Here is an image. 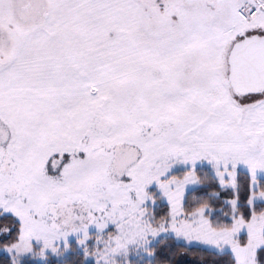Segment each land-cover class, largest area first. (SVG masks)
<instances>
[{
  "label": "snow or ice",
  "instance_id": "snow-or-ice-1",
  "mask_svg": "<svg viewBox=\"0 0 264 264\" xmlns=\"http://www.w3.org/2000/svg\"><path fill=\"white\" fill-rule=\"evenodd\" d=\"M0 264H264V0H0Z\"/></svg>",
  "mask_w": 264,
  "mask_h": 264
},
{
  "label": "trees",
  "instance_id": "trees-1",
  "mask_svg": "<svg viewBox=\"0 0 264 264\" xmlns=\"http://www.w3.org/2000/svg\"><path fill=\"white\" fill-rule=\"evenodd\" d=\"M190 259H195V255H193V257H191Z\"/></svg>",
  "mask_w": 264,
  "mask_h": 264
}]
</instances>
